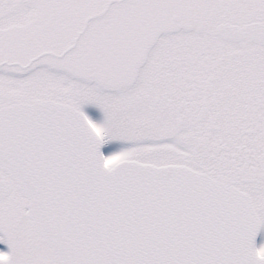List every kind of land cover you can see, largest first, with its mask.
<instances>
[{"label": "snow or ice", "instance_id": "obj_1", "mask_svg": "<svg viewBox=\"0 0 264 264\" xmlns=\"http://www.w3.org/2000/svg\"><path fill=\"white\" fill-rule=\"evenodd\" d=\"M0 264H264V0H0Z\"/></svg>", "mask_w": 264, "mask_h": 264}]
</instances>
